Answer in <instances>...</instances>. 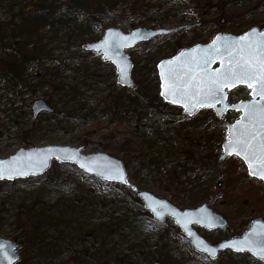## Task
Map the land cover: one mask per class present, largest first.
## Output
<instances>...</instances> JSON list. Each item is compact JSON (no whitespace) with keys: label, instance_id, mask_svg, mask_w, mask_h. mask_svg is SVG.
Instances as JSON below:
<instances>
[{"label":"rangeland","instance_id":"374dc122","mask_svg":"<svg viewBox=\"0 0 264 264\" xmlns=\"http://www.w3.org/2000/svg\"><path fill=\"white\" fill-rule=\"evenodd\" d=\"M32 1L35 0H0V21H5ZM89 2H105L106 7H102L96 18L91 20L88 15L74 16L76 25L83 26L81 38L75 40L70 37L69 43L73 46L66 53L54 52L52 60L79 58L78 47L82 41L88 44L98 42L109 29L124 35L139 28L180 29L125 51L132 65L133 88L140 97L149 98L157 111H149L139 122L129 115L122 120L114 119V111H105L106 101L103 104L101 101L104 97L108 99V96L116 95L112 85L113 82L116 84V74L113 66L112 71L103 64L92 65L89 70L90 74L96 72L97 76L105 78L102 88L99 92L93 88L84 90L78 103L81 107L73 111L57 110L55 119L42 114L33 124L30 122L31 115L21 119L19 125L32 131L33 139L20 143L3 137L0 139V159L13 155L18 149L83 147L85 155L102 152L119 159L124 167L127 165L128 187L102 182L57 161H53L50 169L40 177L0 182V238L17 243L18 261L15 264H124L125 257L129 258L128 264H227L228 252L210 261L204 255L191 251L190 243L181 233L177 237L172 231L170 237L158 244L156 249L149 242L153 250L149 249L147 260L142 259L140 252L145 249L136 246L171 229L173 220L166 219L163 225H158L148 219L126 221L124 215L136 216L143 208L141 201L140 204L134 203L140 191L168 200L180 210L188 209L189 193L204 191L201 193H207V198L196 203L195 207L207 203L224 218V211H227L229 217L228 227L221 231L209 232L195 227L210 244L241 236L251 221L257 218L264 220V183L249 177L237 157L220 160L226 128L238 119L239 113L229 112L220 119L216 118L219 122L214 124L209 119L213 114L210 108L198 110L193 117L187 118L182 109H163L155 99L159 94L156 71L159 62L176 56L182 50L209 44L218 33L240 36L252 28L264 30V0ZM186 27L189 29L186 30ZM61 53L63 56L60 57ZM46 67L52 68V65H43L42 70L36 64L30 65L28 76L43 74ZM59 73L63 77L70 75L64 71ZM41 91L45 92V89ZM23 99L28 101V95ZM36 99L45 98L40 93ZM248 99L249 90L246 88H237L228 94L231 103ZM24 110L21 109L22 112ZM8 117L0 115V127L3 130L6 127L13 138L19 133L14 128L8 130V124L5 125L6 120L11 118ZM192 118H196L198 129L180 125ZM198 119L203 123L200 124ZM222 134L223 142L213 143L212 136L222 139ZM128 138L134 143L125 144ZM124 151L128 152L126 156ZM189 154L206 158L209 166L204 168L196 164L195 170L180 176L181 179L171 187L170 176H167L169 169L177 164L179 166L182 161L191 160ZM209 182L216 185L211 192L205 190ZM126 209H129L128 212H125ZM135 248L137 250L132 251ZM246 264L263 263L250 260Z\"/></svg>","mask_w":264,"mask_h":264},{"label":"trees","instance_id":"16d2710c","mask_svg":"<svg viewBox=\"0 0 264 264\" xmlns=\"http://www.w3.org/2000/svg\"><path fill=\"white\" fill-rule=\"evenodd\" d=\"M97 3L92 4L89 0H35L29 3L27 7L21 8L14 15L9 16L5 21H0V115H5L7 119L10 116L11 118L6 120L5 125L8 124V130L14 128L19 133H16L18 136L14 135L11 138L12 135L7 133V128L5 127L3 130L0 127L1 140L3 137H6L7 141L16 139L17 142L25 143L27 140L33 139L32 131H28L25 127L22 129L21 127L23 126H20L19 122L21 119L28 118L31 115L30 105L40 93H42L45 98L44 100L52 110V113H47L46 116L50 115L55 119L57 110L69 109L73 111L72 109L81 107L78 103L84 90H91L93 88L92 90L94 91H100L105 78L100 75L97 76L96 72L90 74L89 70L92 65L97 67V65L103 66V64H106L111 70L112 67L100 58L93 57L92 53L86 52L84 46L88 43L85 40L78 47L81 54L79 58L51 59L55 55L54 52L66 53L67 49L73 46L69 43L70 37L75 40L81 38L83 26H77L73 17L88 15L87 17L89 19L96 18V13L101 12L102 7H106L105 2L102 4ZM59 56L61 57L63 54L61 53ZM34 64L37 65L38 69H41L43 65L46 66L49 64L52 65V68L46 67L43 70V74L37 75L34 73L32 76H28L29 71H27V68ZM58 70L61 73L63 71L69 73V77H63ZM112 85L115 87L116 95L114 96L116 97L108 96V99L104 97L101 104L104 103V100L106 101L104 110L107 112L114 111V119L122 120L129 115L130 118L136 119L139 122L149 111H157L153 109L154 106L151 105L152 102L149 98L146 99L139 96L138 91L135 90L136 88L128 92L126 89L117 86L114 82ZM44 89L45 92L41 91ZM27 95L28 101L23 99L27 98ZM29 98L31 99L29 100ZM155 99H158L161 108L174 109V107L164 103L159 98V95L155 96ZM22 108H25L23 112L21 111ZM17 110L19 112L15 113ZM157 114L160 115V113ZM209 119L214 124L219 122L213 114H210ZM34 121L32 119L30 120L32 124ZM199 121L200 124L203 123L202 120ZM195 123L196 118H192L182 121L180 125L198 129ZM1 124L4 123L1 122ZM180 134L181 130L178 131L176 137L179 138ZM220 137L222 139L215 137V135L214 137L212 136L213 143L219 144L223 142V134ZM130 142L134 143L131 138L125 140V144ZM123 153L125 156L128 154L126 151ZM189 156L191 160L182 161L179 166L177 164L169 169L170 171L167 173V176H170L171 187L181 179L180 176L195 170L196 164L204 168L209 166L206 158H196L193 154H189ZM215 158L217 160L218 156ZM72 168L76 169L74 166ZM125 168H127V165H125ZM208 185V189H205L207 192H211L212 188L216 186L212 183L210 184V182ZM201 192L189 193L190 197L186 207L195 208L196 203L207 198L208 194ZM134 203L140 204V200L136 197ZM128 210L126 209L125 212H128ZM224 215L226 219H229L227 211H224ZM124 219L130 222L148 219L153 222L143 208H140L136 216L127 217L124 215ZM170 231L175 236L180 237L179 230L175 226H172L171 229L160 233L154 239L141 241L136 247H143L145 249L142 253L140 252L141 255L139 254L142 256V259L147 260V257L150 255L149 249L152 248L149 247V242L154 246L153 249H156L158 244L164 243L170 237ZM134 250L137 249L135 248L132 251ZM190 250L193 251L191 248ZM128 259V257H125L122 263L128 264ZM250 260L252 258L248 255L230 254L227 264H246Z\"/></svg>","mask_w":264,"mask_h":264},{"label":"snow or ice","instance_id":"6c2138e0","mask_svg":"<svg viewBox=\"0 0 264 264\" xmlns=\"http://www.w3.org/2000/svg\"><path fill=\"white\" fill-rule=\"evenodd\" d=\"M136 39L137 34L133 33L128 37H120L119 43L111 42L106 38L102 44L95 46L97 51L103 50L106 59L116 57L122 80L127 79L128 66L122 62L117 49ZM221 39L223 43L217 47ZM198 51H202L204 55L193 54ZM216 59H220L221 67L210 70L209 65ZM160 68V95L173 104L182 105L188 114H192L196 108H215L216 105H221L224 109L236 108L235 105L226 102L227 94L224 90L239 84L246 85L251 90L253 99L240 104L237 110H242L243 115L235 124L228 127L224 150L227 154L242 157L248 164L250 175L264 180V32L252 29L250 33L234 40L217 37L207 49H194L191 53H181L172 60L162 61ZM58 151L65 154L58 156V159L75 160L85 171L95 172L105 180L115 179L127 183L124 173L118 166L108 165L98 169L89 163L80 162L75 154L69 153L68 149ZM45 164L46 158L33 160L32 154H29L27 163H21L19 157H14L11 161H0V179L6 176L11 179L18 175H27L28 171L35 174V171ZM144 207L150 210L157 222H163L164 217L170 213L192 239V244L198 251L207 253L211 258L215 257L216 248L197 237L188 227L193 222L191 213H180L175 209H169L167 204L151 197L145 198ZM195 222L203 224L204 218L200 217ZM207 222L211 227L213 221L210 217ZM220 247L237 252L247 251L264 260V228L260 230L254 228L243 238L221 244ZM7 259L8 264H11V258Z\"/></svg>","mask_w":264,"mask_h":264},{"label":"water","instance_id":"95a60500","mask_svg":"<svg viewBox=\"0 0 264 264\" xmlns=\"http://www.w3.org/2000/svg\"><path fill=\"white\" fill-rule=\"evenodd\" d=\"M185 29L187 30V29H189V27H186ZM252 29H256L257 32H264V30L263 31H260L258 28H252ZM252 29H250L246 33H250L252 31ZM177 30H180V29H176V30H165V29L148 30V29L139 28V29H136V30L132 31L131 33H129L127 35H124L122 32H120L118 30L109 29V30H106L104 32L102 38L98 42L91 43V44H87L84 47V49L86 51H88V52H92L95 57H100L104 62L110 63L114 67V71H115V74H116V84L118 86L122 87V88L131 90L133 88V81L131 79V74H130L131 73L132 65L130 63L129 56L125 53V51L128 50V49H131V48L135 47L139 43H143V42L150 41V40H152V39H154V38H156L158 36H161V35L172 34V33L176 32ZM133 33H136L137 34V39L134 42H130L126 46L119 47L117 49V51L119 52L120 58H122V62L125 63V64H127V66H128V76H127V79L126 80H122L121 77H120L119 70H118V65L116 63V57H113V59H106L105 56H104V54H103V50L101 49V50L97 51V48L95 46H98V45L102 44L103 41L106 38L109 39L111 42L119 43L120 42V37H128V36H131ZM246 33H244V34H246ZM243 35H241V36H243ZM241 36H234V35H229V34H224V33H218L209 44H206V45H196V46L192 47L189 50H182L176 56H174V57H172L170 59L163 60V61H168V60H172L175 57H179L181 55V53H191L192 50H194V49H199V50L207 49L212 44V42L214 40H216L217 37L229 38L230 40H234V39H236L238 37H241ZM140 37H144V38H140ZM222 43H223V39H221V41H219L217 43V47H220ZM193 54L194 55H198V56L204 55V53L202 51H198V52L193 53ZM161 62H159L157 64V66H156V71H157V76H158V81H159V97H160V99L164 103L182 109L183 115L185 117H187V118L193 117L197 113L198 110L209 109L210 108L212 110L214 116L217 119L222 118L228 112H235V113H239L240 114L239 117H238V119H237V120H239L241 118V116L243 115L242 110H237V109H239L240 104L242 102H245L246 103V102H248V101H250V100L253 99L252 95L250 94L251 93V90L248 89L246 85L239 84V85H236L233 88H226L224 90L225 93L227 94V101H226L227 103H228V93L229 92L235 90L236 88H240V87L241 88H246L247 90H249V99L248 100L239 101V102L233 103V104L228 103L230 105H235L236 108L224 109L221 105H216L215 108H212V107L196 108V109H194L192 111V114H188V113H186L184 111V108H183L182 105H180V104H173L170 101L165 100L160 95V92H161V77H160V73H161L160 65H161ZM225 63H226V61H225ZM220 67H221V61H220V59H216L214 62H212L209 65V69L210 70H212V69H218ZM257 99H258V97H257ZM50 112H51V109L46 104V102L44 100L34 101L32 103V105H31V115H32V119L33 120L37 119V117L40 114H42V113H50ZM236 121L233 124H235ZM233 124H230V125H233ZM230 125H228L227 128H226L225 141L221 145V156H220V160H224L227 157H237L238 159L241 160V162L245 166L246 173H247V175L249 177H251L253 179H257V180L261 181L262 183H264V180H261L259 177L250 175L249 168H248V164L244 161V159L242 157L235 156L234 154H227V153H225L224 145H225V142H226V140L228 138V127ZM49 149H52L53 151L52 152H49L48 151ZM60 149H68L69 150V153L75 154V156L78 158V160L80 162L89 163L93 167L98 168V169H103V168H105L108 165L118 166L122 170V172L124 173V175H125V177L127 179V172H126V169H125L123 163L119 159H117L115 157H112V156H110V155H108L106 153L97 152V153L85 155V154H83V147H73V146H46V147H41V148H30V149H27V150L18 149L13 155H11V156H9V157H7L5 159H0V161H11L14 157H19L21 163H27V160L29 158V154H32V159L33 160H36L37 158H39V159H45L46 158V164L42 168L37 169L35 171V174H33L32 171H28V174L27 175H22V176L18 175V176H14L11 179L7 178V176H6L5 178L0 179V182H13V181L27 180L29 178L40 177V176L44 175L50 169L51 164H52L53 161H57V162H60V163H63V164L73 165L80 172L84 173L85 175H87L89 177H92V178H95L97 180H100L102 182L113 183V184H117V185L124 186V187H126L128 185V180H127V183H123L120 180H115V179H113V180H105L103 177H101L100 175H97L95 172H87V171H85V169L81 168L80 167V163H78L75 160L58 159L57 158L58 156L65 155L63 152L58 151ZM146 197H151V198H153L155 200L162 201V202H164L165 204L168 205L169 209H175L176 211H178L180 213H184V212L191 213L192 214L191 219H192L193 222L190 223L188 225V227L191 228V230L193 231V233L196 234L197 237H199L200 239L204 240L208 245L216 248L217 251H216L215 257L214 258H211V257L208 256L207 253L198 251L194 247V245L192 244V239L187 236V233L184 231V229L180 225H178L176 223V218L174 216H172L170 213L164 217L163 222H157V221H155V219L153 218L152 213L150 212V210H148V209H146L144 207L145 198ZM137 198L141 201V203L143 205V209L152 217L153 221H155L159 225H163L166 219H172L174 226L177 227V229L181 232V234L183 235V237L189 241L190 246L192 247L193 251L196 252V253H198V254L204 255L209 260H216L218 258V256H219V254L222 253V252H229V253H235V254H248L254 260L259 261L261 263H264V260H260L258 257L254 256L250 252H247V251L237 252V251H235L233 249H230V248H221L220 247L221 244L230 242V241L235 240V239H241V238H243V236L246 233H249L254 228L257 229V230H260L261 228H264V220H262L260 218L254 219L250 223L249 228L241 236H236V237H233V238H230V239H227V240H223V241H220V242H218L216 244H210L203 237L200 236V234L195 229V227L203 228V229H205V230H207L209 232L221 231V230H224V229H226L228 227V221L221 214H219L217 212H214L209 207V205L207 203H204V204H202V205H200V206H198L196 208H188V209H185V210H180L176 206H174L173 204H171L168 200L157 198L153 194H151L149 192H146V191H140V192H138L137 193ZM201 209H203L204 211L201 212L200 211ZM200 217H203L204 218V223L203 224L195 222ZM209 217L213 221V224H212L211 227L208 226V222H207ZM17 246L18 245H17L16 242L8 241V240H3V239L0 238V264H8V259L7 258H11V264H15L18 261V254L15 251L17 249Z\"/></svg>","mask_w":264,"mask_h":264},{"label":"bare ground","instance_id":"6f19581e","mask_svg":"<svg viewBox=\"0 0 264 264\" xmlns=\"http://www.w3.org/2000/svg\"><path fill=\"white\" fill-rule=\"evenodd\" d=\"M37 100H42V99H36V100L34 99L33 101H37Z\"/></svg>","mask_w":264,"mask_h":264},{"label":"flooded vegetation","instance_id":"af4514ba","mask_svg":"<svg viewBox=\"0 0 264 264\" xmlns=\"http://www.w3.org/2000/svg\"><path fill=\"white\" fill-rule=\"evenodd\" d=\"M241 36V35H240ZM226 219V218H225ZM227 220V219H226ZM221 255V253L219 254V256Z\"/></svg>","mask_w":264,"mask_h":264}]
</instances>
